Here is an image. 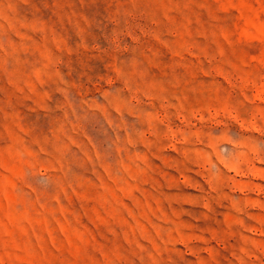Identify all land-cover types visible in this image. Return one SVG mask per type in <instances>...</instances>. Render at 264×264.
<instances>
[{"label":"rangeland","instance_id":"374dc122","mask_svg":"<svg viewBox=\"0 0 264 264\" xmlns=\"http://www.w3.org/2000/svg\"><path fill=\"white\" fill-rule=\"evenodd\" d=\"M0 264H264V0H0Z\"/></svg>","mask_w":264,"mask_h":264}]
</instances>
